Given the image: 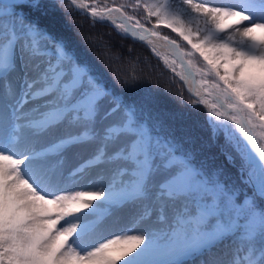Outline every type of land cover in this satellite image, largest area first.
<instances>
[{"label":"rangeland","instance_id":"obj_1","mask_svg":"<svg viewBox=\"0 0 264 264\" xmlns=\"http://www.w3.org/2000/svg\"><path fill=\"white\" fill-rule=\"evenodd\" d=\"M25 1L29 0H20L18 2ZM68 1L71 4L73 3L70 0ZM85 1L88 7L103 8L110 6L101 0ZM244 1L228 0L227 2L235 4L224 6L222 2L215 3L211 0H167L169 5L175 6L179 4L195 14V16L188 17L184 23L172 27L171 30L169 24L159 25L161 26L160 28L173 35L168 38L173 39L177 43L183 51L184 57L189 61L197 84L192 90L187 88V86H190L189 83L184 84L181 81L183 70L182 67H179L174 55L160 52L153 46L143 41L141 42L159 59L162 67L168 73L177 76L184 90L204 111L205 106H202L201 103L211 104L208 109V118L205 113V119L211 127V133L214 135L219 128H222V134L233 142L234 153L238 156V176L240 177L241 172V178H243L244 183L251 188L252 181L255 182L258 179L257 170L246 157V145L241 139V132L234 124H229L228 120L225 119L224 108L216 103L212 95L219 94L223 96L225 103L230 107L236 102V98L221 81L217 73L204 62L197 49L193 47V44L189 42L196 34L202 37L208 30L212 31L211 27L213 25V30L226 33L231 40L230 47L227 49L228 56L241 54L247 57V61L245 64H241L240 61L228 59L224 66L225 73L232 81L242 78L248 73L247 64L259 60L264 55V0H261L263 8L258 11L242 6L244 10L251 11L252 14L242 11L241 15V9L238 7L241 5L238 3ZM253 1L257 2L258 0ZM123 12L132 18L134 22L145 25L151 31L167 37L166 34L158 31V25H155V17H149L150 23L146 24L137 17L128 15L125 11ZM87 17L93 21H106L110 24L108 20H95L92 17ZM111 26L113 25L111 24ZM245 26L248 28L256 27L258 32L255 31L247 36L242 33V28ZM115 28L119 32L126 34L118 27ZM1 50L3 58L0 62V106L1 109L3 107L1 111L3 116L4 114L10 116V118H5L8 121L1 128L14 127L16 118L12 116V113L32 112L20 117V124L33 122L35 126H38L36 127L37 129L40 127L38 131H42V127L45 129L53 126L56 129L52 133H48L46 138L41 139V142L30 149L21 150L19 154H14V157H19L26 161L22 166L31 168L30 170L34 171L39 167L38 159H36L38 149L46 144L58 146L63 141L62 136L81 132L83 137L78 144H74V146L79 145L80 147L77 146L70 150L66 149V151L75 154L77 157L72 156V160L66 164L67 158L64 156V161L56 171V184L51 190L41 189L45 193L42 195L48 198L47 205L38 206L37 213L35 211L31 217L29 216L25 219L23 213L17 209L20 207L16 204L15 197L7 188L3 187V183L0 181V264H37L36 261L38 260L40 263L45 264H154L156 260L165 258L175 260L177 264H201L203 260L207 261V258H204L207 253L216 254L218 252L216 249H212L209 252L201 249L197 251V254L201 251L204 254L194 257V255H190V252L194 249H200V243L197 242L198 239L189 237L179 240L172 235V230L179 224L178 217L181 212L199 215V210L201 208L205 209L203 203L194 197L192 191H209L210 188L205 186L200 180L188 182V171L175 158L167 157L161 145H157L155 152L145 149L141 144L140 133L130 123V116L123 104L106 87L87 81L77 65H67L64 54L52 51L45 45L43 40L34 39L31 46H25L21 35H17L13 39H5ZM32 78H36V80L32 82ZM194 90L203 92V98L199 97ZM34 100L35 102H33ZM237 108L245 116L250 130L258 138L260 146L264 148V123L262 120L240 101L237 103ZM228 116L236 118L232 111L228 112ZM89 120L92 122L91 129L87 128L86 124ZM95 128L100 129V140L113 139L119 129L126 131L127 135L123 144H118L117 148L107 151L108 148H103L104 145L101 142L92 143L90 140V132H94ZM4 132L2 135L0 134L1 146L18 145L23 139V133L20 131L15 137L9 136L12 135V132ZM2 139L6 140L3 141ZM4 142L8 143V145ZM3 143L4 145H2ZM72 146L70 144L66 145L67 148ZM114 151L116 154H114ZM123 152L124 155H122ZM107 154L109 155L108 157ZM224 155L231 162L235 159L234 155L227 153V151H225ZM260 159V173L264 180V158L260 155ZM84 161L85 164L82 165ZM80 169H86L89 173L100 177L105 185L102 184L104 187L106 185V188L114 186L117 194L120 195L118 196L119 199H117L118 203H121L116 213L109 214L103 221L101 219L105 215L102 213L95 219L94 225L99 223L94 227L88 228L85 232L81 230L75 231V226L73 227V224L68 223V221H71L70 216L64 211V208L68 206L73 209L76 208L75 205L78 202L82 203L85 201L83 197H77V200L69 202L72 207L66 202L68 200L64 198L65 202L50 198L56 192L60 193L70 189L78 191L79 195H83L84 191L98 192V188L90 183L75 182L77 179L76 175ZM44 173L45 171L41 175H45V179L50 177L51 172H49V175ZM36 174H38L36 175L38 177L39 173L37 171ZM72 174L76 176H74L75 179L71 178ZM38 178L41 179V177ZM65 180H73L71 188L65 189L63 187ZM133 181L134 185L131 184ZM31 182L36 184L34 181ZM36 186L38 187V185ZM37 189L38 191L40 190L39 187ZM98 194H100V191ZM124 201L125 203L123 204ZM95 206L99 207V209L102 207L103 210L105 208L103 204H96ZM74 210L75 212H80L77 209ZM48 212L50 213L48 214ZM20 213L24 220L19 219L16 221V214ZM92 214L87 217H92ZM36 215L40 220L36 219L38 218ZM115 216L120 218L119 226L117 230L112 227L114 230L111 231L107 226L110 221L116 220ZM62 223L65 228L67 227L65 229L68 234L65 235L66 237L62 234H59L58 237L56 232V224L62 230ZM50 231H54L52 235ZM55 232L57 236L54 234ZM60 239L65 241L63 240L62 243ZM37 245L42 247V255L38 259L34 256L32 257V255L28 254L29 256H26L23 252L21 253L22 250H27ZM61 246L65 247L60 250H63L64 255L59 254L57 258L53 259L50 253H53L54 249L56 251ZM64 249L67 250L65 253ZM96 256L98 259L94 261ZM70 258L71 262L69 263ZM210 264H223V261L217 259L215 263Z\"/></svg>","mask_w":264,"mask_h":264},{"label":"trees","instance_id":"obj_2","mask_svg":"<svg viewBox=\"0 0 264 264\" xmlns=\"http://www.w3.org/2000/svg\"><path fill=\"white\" fill-rule=\"evenodd\" d=\"M101 1L119 6L146 24L150 23L149 17H155L158 31L167 37L173 35L160 24H169L171 30L195 16L188 8L169 5L167 0ZM211 1L224 6L235 4ZM238 4L256 11L263 8L261 0ZM211 29L202 37L194 35L189 42L228 89L264 123V55L247 64V74L232 81L225 73V62L233 59L245 64L247 57L228 56L231 40L226 33L213 30L214 25ZM17 35H21L25 46L37 39L52 51L62 52L67 65H77L87 81L106 87L123 104L145 149L155 152L161 145L167 157L175 158L188 171V182L200 180L210 188L192 191L205 207L201 208L203 216L181 212L179 224L172 230L179 240L189 236L198 239L200 249L192 250L190 255L199 257L204 250L216 249L218 254L207 253V261L201 264L217 259L223 264H264V198L244 183L241 172L238 176L233 142L222 134V128L211 133L204 109L144 43L106 21L88 19L68 0L0 2V62L3 41ZM225 151L234 155V161L225 157ZM154 264L177 263L165 258Z\"/></svg>","mask_w":264,"mask_h":264},{"label":"bare ground","instance_id":"obj_3","mask_svg":"<svg viewBox=\"0 0 264 264\" xmlns=\"http://www.w3.org/2000/svg\"><path fill=\"white\" fill-rule=\"evenodd\" d=\"M73 2V4L77 7H80V1L79 0H71ZM104 15L106 16V20H108L114 27H118L119 29L123 30L124 32H127L129 33L130 35L134 34L133 32V29H132V26L131 24H129L127 21L124 20V18H122L121 15H119V13H115L114 11L113 12H109L108 14L107 13H104ZM257 25V24H256ZM259 25V24H258ZM258 32V28L256 27H243L242 28V33H245L247 36H249L251 33L253 32ZM261 31V30H260ZM261 33V32H260ZM259 34V33H258ZM144 35V33H141V36ZM153 38L152 41H149V45L153 46L155 49L159 50L160 52H164V53H167L168 55L169 54H172L174 55L177 60H178V65L179 67H182V70H183V78L185 80L186 83H191L190 81V77H189V68L187 66H183L182 65V62L179 58V55L178 53L176 52V49L175 47L169 45V43L164 40L163 38L161 37H151ZM162 54V53H161ZM32 73V72H30ZM33 79V78H32ZM36 80V78H34L32 80V82H34ZM188 81V82H187ZM188 85V84H187ZM197 86V84H196ZM41 88V87H40ZM195 93L199 96V97H202L203 98V95L202 93L203 92H198L196 90H194ZM213 99L216 101V103L223 107L224 108V117H226V119L229 120V122H231L232 124H234L235 126L239 127L240 129H242V140L244 142H247V146H246V157L248 158V161L254 166V168L257 170V173L258 171L260 172L261 171V162L257 159V157H260V143L258 141V138L256 137V135L251 131V136L250 138L247 140V135L244 133L243 131V126H245V116L243 115V113L240 111V109H237V110H234L232 111L234 114H235V117L236 118H230L228 116V111H231V107L228 106L225 101H224V97L219 95V94H216V95H212ZM37 99V98H36ZM205 100V99H204ZM212 101V100H211ZM32 102V101H31ZM35 102V100L33 101ZM37 102V101H36ZM86 103V102H85ZM2 104V103H1ZM10 104V103H9ZM8 105V104H7ZM3 106V105H2ZM11 106V105H10ZM8 108V107H7ZM3 109V107H2ZM1 109V106H0V134L2 135L4 131L6 132H12V135H9V136H14L15 135H18L20 131L21 133H23V139L19 142L18 145H15V144H9V146H6L4 147V143L8 142H4L2 145L4 146H1L0 145V181L3 183V187L7 190L15 197V201L17 205H19L20 208H17L19 209V212L23 213L25 219L26 217H31L32 214L37 213V209H38V206L41 207L42 204H46L47 205V199L46 196L44 197V195L42 194H45L44 191H41L46 189V190H51L52 187L56 184L55 180L57 179V168L62 164V162L64 161V156H66V164L68 162H70V160H72V156L75 157L76 155L69 152V151H66L67 150H70V149H73V148H76L77 146H74V144H78L81 140V138L83 136H81V132L79 133H72L71 135L69 136H62L63 137V141L60 142V144L57 146V145H49V144H46L45 146H43L42 148L38 149V152H37V158L38 159V162H39V167L36 168L34 171L33 170H30L29 168H26L24 166H22V164L26 161H24L22 158H19V157H14V154L17 153L19 154L21 152V150H26V149H30L31 147H33L35 144H38L39 142H41L43 138H46V136H48V133H52V131L56 130L55 127H46L44 129V127H42L41 129H43L42 131H38V129L40 128H36L38 127L37 125L35 126L33 122H29V123H21V120H20V117L22 116H25V114H31L32 112H14V114L12 113V116H14L16 118V123L14 124V127L13 128H1L3 124L6 123V121H8L7 119L5 118H10L9 115H6L4 114L3 116V113L1 112L2 111ZM5 110V109H4ZM11 110V109H10ZM110 112V111H109ZM10 113V114H11ZM223 113V114H224ZM95 118V117H94ZM96 121V119H95ZM43 122V121H41ZM84 123V122H83ZM53 124V123H52ZM51 124V125H52ZM87 124V128H92V122H86ZM43 125V123H42ZM50 125V124H49ZM113 125V124H112ZM122 126V125H121ZM7 127V125H6ZM11 127V126H10ZM105 127V126H104ZM109 127V126H108ZM101 128V127H100ZM127 128V127H126ZM238 128V129H239ZM60 129V128H59ZM110 129V128H109ZM114 129V128H113ZM125 129V128H124ZM127 130V129H126ZM67 131V130H66ZM5 133V132H4ZM108 133V132H107ZM57 134V133H56ZM65 134V133H64ZM68 134V133H67ZM66 134V135H67ZM91 134V137H90V140L92 141V143H95L97 141H99V143L101 142L104 146L103 148L107 147V151H110V149L112 148H117V146L123 144V141L125 139V136L127 135V132L126 131H123L121 129L118 130V133H116V135H114L112 138L113 139H101L100 140V129H96L95 128V131L94 132H90ZM89 134V135H90ZM62 135V134H61ZM107 135V134H106ZM104 135V136H106ZM111 135V134H110ZM55 136V135H54ZM103 136V137H104ZM109 138V137H108ZM14 139V138H13ZM61 139V138H60ZM59 139V140H60ZM3 141H5L6 139H2ZM12 142V140H11ZM59 142V141H58ZM9 143V142H8ZM8 143H6V145H8ZM57 144V142H56ZM67 144H70L72 147H66ZM119 144V145H118ZM80 147V146H79ZM96 147V146H95ZM122 149V148H121ZM124 150V149H123ZM77 151V150H76ZM119 151V150H118ZM50 154H48V153ZM54 152V153H52ZM77 153V152H76ZM79 153V152H78ZM110 153V152H109ZM118 153V152H117ZM127 153V152H126ZM114 154L115 151H114ZM129 154V153H128ZM86 155V154H85ZM124 155V152L123 154ZM109 155L107 154V157ZM114 156V155H113ZM119 156V155H118ZM131 156V155H130ZM77 157V156H76ZM128 157V156H127ZM132 158V157H131ZM86 159V158H85ZM102 160V159H101ZM89 161H91L89 159ZM98 162V161H97ZM112 162V161H111ZM30 163V162H29ZM99 163V162H98ZM119 163V162H118ZM20 164V166H19ZM85 164V161L82 162V165ZM94 164V163H93ZM87 165V164H86ZM23 170H21L22 168ZM91 166V165H90ZM89 167V166H88ZM96 167V166H95ZM21 168V169H19ZM86 168V167H85ZM90 168V167H89ZM92 168V167H91ZM121 168V167H120ZM125 169V168H124ZM36 171L37 173H39V176L38 177H41L38 178L36 175ZM45 171L46 174H50L49 172H51L50 174V177L48 178H44L45 175H41L42 172ZM78 171V170H77ZM122 171V170H121ZM44 173V174H45ZM61 173V172H60ZM74 174V173H73ZM71 176V178L75 175ZM261 173H258L257 175H259ZM52 175V176H51ZM77 176V177H76ZM75 177L77 178L75 180V182H87V183H90L92 186H96L98 188V192L97 191H84V194L83 195H79L78 191L76 192L74 189H70V190H67V191H63V192H56L55 194L51 195L50 198H54V200H59V201H64L65 200H68L66 202H71V201H74L77 197H83L85 199V201H83L82 203L78 202L75 206L76 208L74 209H77L79 210L80 212H75V210L73 208H70L69 206L67 208H64V211L66 214H68L70 216V220L71 221H68V223L70 224H73V227L75 226V231L77 230H81L82 232L88 230V228H91V227H94L96 226L97 224L94 225V222H96V218L99 217V215H101L102 213H104V217H102V221L105 217H107L109 214H112V213H116L117 209L119 208V206L121 205V203L119 204L118 203V196H120L119 194H117L116 192V188H114V186L112 187H109V188H106L104 187L105 185L102 183V180L100 177H97L95 176L94 174L92 173H89V171H87L86 169H80V171L77 173ZM43 177V178H42ZM258 177V176H257ZM106 178V177H105ZM6 179V181H5ZM49 179V180H48ZM75 179V178H74ZM48 180V181H46ZM31 181H34L36 184H34L33 182ZM73 181V180H72ZM71 180H65L63 182V187L66 189H69L72 187L73 183H72ZM107 181V180H106ZM104 186H103V185ZM252 184H254L257 189L261 190V191H264V180L263 178H258L257 181H252ZM38 185V187L40 188V192L38 191V187L36 186ZM109 186V185H108ZM104 187V188H103ZM95 190V189H94ZM100 191V194H98ZM102 192V193H101ZM49 197V196H48ZM62 198V199H61ZM65 200H64V199ZM67 198V199H66ZM132 198V197H131ZM130 198V199H131ZM51 200V199H50ZM53 200V199H52ZM70 200V201H69ZM77 200V199H76ZM49 202V201H48ZM121 202V201H120ZM128 202V201H127ZM125 203V201L123 202V204ZM51 204V203H49ZM96 204H103L105 207L104 210L103 208L99 209V207H96L95 205ZM122 204V205H123ZM45 205V206H46ZM69 205L71 206V203H69ZM74 206V205H73ZM72 207V206H71ZM44 208V207H43ZM53 208V207H52ZM42 209V208H41ZM40 209V210H41ZM44 211V210H43ZM46 212V211H44ZM16 214V221L19 220V219H23L24 220V217L22 216V214ZM26 213V214H24ZM50 212H48L49 214ZM57 213V212H56ZM91 213H93L92 217H87L88 215H90ZM100 213V214H99ZM48 214H45V215H48ZM43 215V214H42ZM44 215V216H45ZM63 215V214H62ZM117 215V214H116ZM34 216V215H33ZM32 216V217H33ZM37 216V215H36ZM52 216V215H51ZM50 216V217H51ZM20 217V218H19ZM38 217V216H37ZM49 217V216H48ZM53 217V216H52ZM43 218V217H42ZM54 218V217H53ZM113 218V217H112ZM116 220L115 221H110L109 225L107 226V228L111 231H113L114 229L112 227H114L116 230L118 229V222L120 221V218L115 216L114 217ZM113 218V219H114ZM37 220L39 219L36 218ZM58 219V218H57ZM111 219V218H110ZM112 219V220H113ZM123 219V218H121ZM40 220V219H39ZM99 221V220H98ZM36 222V221H35ZM50 223V222H49ZM102 223V222H101ZM52 224V223H51ZM55 225V224H54ZM61 225V224H60ZM56 232L58 234V237H59V234H62V235H66L67 232H66V228L63 226V223H62V230H60V228L57 227V224H56ZM112 228V229H111ZM59 229V230H58ZM121 229V228H120ZM55 230V229H54ZM72 230V229H71ZM80 231V232H81ZM46 232V231H45ZM48 232V231H47ZM51 232V231H50ZM54 232V231H53ZM51 232V235L52 233ZM56 232L54 233L56 236ZM74 233V231H73ZM72 233V234H73ZM76 233V232H75ZM88 234V233H86ZM23 235V234H22ZM61 235V236H62ZM68 235V234H67ZM66 237V236H65ZM21 238V237H20ZM61 238H64V237H61ZM69 238V237H68ZM58 239V238H57ZM56 239V240H57ZM61 240V239H60ZM64 240V239H63ZM61 240V242L63 241ZM111 240V239H110ZM59 241V239H58ZM65 241V240H64ZM57 242V241H56ZM115 242V241H114ZM54 243V242H53ZM60 243V242H59ZM58 243V244H59ZM63 243V242H62ZM66 243V242H65ZM56 244V243H55ZM53 244V245H55ZM28 245V244H27ZM26 245V246H27ZM20 246V245H19ZM31 246V245H30ZM56 246V245H55ZM22 247V246H21ZM29 247V246H28ZM52 247V246H51ZM50 247V248H51ZM122 247V246H121ZM27 248V247H26ZM62 248H65V247H58V249L55 251H53V253H50L54 258H57V256L60 254H63V250L60 251ZM126 248V247H125ZM41 249L42 247L40 245H37L33 248H30V249H27V250H22L21 253L23 252L24 255H32V257L34 256L36 259H38V257L40 255H42L41 253ZM120 249V248H119ZM32 251V253H31ZM59 251V252H58ZM65 250L64 249V253H65ZM122 251V250H121ZM28 255V256H29ZM64 255V254H63ZM22 256V254H21ZM31 257V256H30ZM41 258V257H40ZM33 259V258H32ZM51 259V258H50ZM98 259V257L96 256L94 258V261ZM116 259V258H115ZM29 260V259H28ZM101 260V259H100ZM36 261V260H35ZM33 261V262H35ZM55 261V260H54ZM37 264H45V263H40V261H36ZM56 262V261H55ZM69 263L71 262V258L69 259L68 261ZM54 263V262H53Z\"/></svg>","mask_w":264,"mask_h":264},{"label":"water","instance_id":"obj_4","mask_svg":"<svg viewBox=\"0 0 264 264\" xmlns=\"http://www.w3.org/2000/svg\"><path fill=\"white\" fill-rule=\"evenodd\" d=\"M18 1H20V0H0V2H4V3L5 2H18ZM79 1H80V7H77V6H75L72 3L73 6L76 7L77 9H79L80 11H82L83 13H85L87 16L92 17L95 20H106V16L104 15V13L108 14L109 12H113V11L115 13H119V15H121L122 18H124L125 21H127L129 24H131L134 34L130 35L127 32H125V33L128 36H130L131 38H133V39H136V40H139V41H143V42H145L147 44H150L149 41H152L153 38H151V37H153V36L158 37V38L161 37L164 40H166L169 43V45L175 47L176 52L178 53L179 58H180V60L182 62V65L183 66H187L189 68V70H188L189 74L188 75L190 77L191 83H190V86L186 85L187 88L192 90L196 86V80H195L194 73L192 71L191 65H190L189 61L184 57L183 51L180 49V47L177 45V43L175 41H173L172 39H170V38H168L166 36L158 34L157 32L151 31L145 25H142V24H139L137 22H134L132 20V18L127 16L123 12V10L121 8L117 7L116 5H110V6H106V7H103V8H94V7H88L87 2L85 0H79ZM141 33H144V35L141 36ZM176 60H177V58H176ZM178 60H177V62H178ZM205 63L208 64L206 61H205ZM181 75H182L181 81L185 84L186 82H185V80L183 78V73ZM229 91L231 92V94L233 96H235L231 89H229ZM189 92L191 93V91H189ZM236 103L237 102H235L233 104V106H232L233 110H237ZM201 105L205 106L204 107L205 108V113H206V116L208 118L209 117V110L208 109L211 106V104L203 102V104L201 103ZM243 131L247 135V140H248L250 138V136H251V131H250L249 124H248L247 120H245V126L243 127ZM244 144L247 146V142H245ZM259 148H260L261 155L264 158V148L261 147V146ZM223 153L225 154V152H223ZM257 159L259 161H261V159L259 157H257ZM258 173H260V172L258 171ZM258 178H262L261 174L258 175ZM251 187L253 188V190H254V192L256 194L264 197V191H261V190L257 189V187L254 184H251Z\"/></svg>","mask_w":264,"mask_h":264}]
</instances>
